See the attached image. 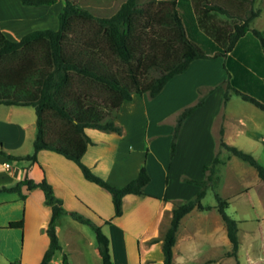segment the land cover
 <instances>
[{"label":"crops","instance_id":"0c3cea01","mask_svg":"<svg viewBox=\"0 0 264 264\" xmlns=\"http://www.w3.org/2000/svg\"><path fill=\"white\" fill-rule=\"evenodd\" d=\"M61 4L55 17L64 1ZM255 4L260 8L257 15L260 20L253 27L264 36V0H255ZM30 16L25 13L15 23L1 7L0 28L12 40H18L29 30L45 28L22 30V23L31 20ZM55 24L56 20H53V29L58 27V22ZM205 60L216 65L214 74L196 70L206 66ZM223 61L222 55L194 59L156 96L142 93L125 101L115 117L123 127L121 133L94 127L85 129L92 141L83 161L106 179L121 185L137 174L143 162L149 172L150 181L143 194L123 196L120 215L114 213L109 192L86 179L79 165L64 155L42 148L37 151L34 161L9 156L33 151L36 114L31 105L0 104V188L14 186L26 177L34 181L44 177L66 210L77 211L101 225L109 238L112 264H163L161 244L170 224L172 208L176 202L193 197L199 189L198 184L185 178L205 177L203 165L211 162L221 139L235 145L239 143L238 138L246 137L249 144L260 150L255 154L264 166V109L243 99L232 89L224 103L228 73ZM196 71L199 73L195 74ZM176 84L184 85L185 90L181 88L174 101L158 108L159 98L168 92L167 85ZM199 97H204V101L184 120L171 156L176 118L184 107L194 104ZM238 98L244 103L235 100ZM253 140L263 142L262 146ZM159 144L165 149V156L155 152ZM225 151L228 155L222 153L223 162L218 173L223 186L228 185L229 189L223 188L224 191L218 194L228 199L229 215L237 220L236 255L231 253L232 244L225 222L216 203H212L207 204L209 208L194 207L181 217L172 264H264V182L253 166L224 148ZM222 167L231 168L240 183L231 184L230 173L224 180ZM50 215L51 207L45 203L41 187L22 184L20 190L0 189V264H39L49 244L45 229ZM17 220L22 221L20 227L9 225ZM88 227L93 230L69 213L60 215L56 233L61 247L48 264H64V255L69 264H103L95 232L94 236L90 234Z\"/></svg>","mask_w":264,"mask_h":264},{"label":"trees","instance_id":"16d2710c","mask_svg":"<svg viewBox=\"0 0 264 264\" xmlns=\"http://www.w3.org/2000/svg\"><path fill=\"white\" fill-rule=\"evenodd\" d=\"M20 1L40 5L57 0ZM63 1L56 29L35 28L18 40H12L0 28V104L31 105L36 114L32 153L9 156L34 161L37 151L46 148L75 161L86 179L109 192L115 215L122 213L125 194L144 193L150 175L144 162L137 174L121 185L96 172L83 161L92 141L85 131L87 127L121 133L123 127L115 117L125 101L142 93L154 97L194 59L218 55L224 57L228 73L224 103L232 89L264 109V36L250 26L260 11L252 7L255 0H199L197 4L193 0H150L145 4L124 0L112 14L105 16L95 15L73 0ZM248 2L251 5L246 6ZM215 13L233 20L226 34V46L221 45L200 20V17ZM203 101L204 97H199L178 114L172 131L171 156L184 120ZM219 145L253 166L264 182V166L251 152L223 139ZM222 162L218 150L211 163L203 165V179L185 178L198 184L199 189L193 197L176 202L172 208L170 224L161 244L163 264H172L181 217L194 207H210L203 205L201 200L219 179ZM22 184L41 187L45 203L51 207L45 229L49 244L39 264H48L61 247L56 221L63 213L93 228L103 264H112L109 238L101 225L77 211L66 210L44 177L39 181L26 177L14 186L0 189L20 190ZM215 197V207L225 222L232 244L231 253L236 255L237 220L226 211L227 198L218 193ZM9 225L20 227L22 221H11ZM63 263L69 264L65 255Z\"/></svg>","mask_w":264,"mask_h":264},{"label":"rangeland","instance_id":"374dc122","mask_svg":"<svg viewBox=\"0 0 264 264\" xmlns=\"http://www.w3.org/2000/svg\"><path fill=\"white\" fill-rule=\"evenodd\" d=\"M73 1L76 2L78 5L89 9L95 15L105 16V15L112 14L120 6L122 1H124V0H73ZM148 1H150V0H138L139 4H145ZM193 1L195 4H197V2L199 0H193ZM0 3H1L0 9H1V7L5 8V13L9 14L12 17V19H14V21L18 20L19 18H22V16H25V13L31 15L30 17L32 19L31 20H25L21 25L22 30L27 31L28 29H31L33 27H50V28H52L53 20L54 21L56 20V24H57L58 17H57V15L55 17L54 14H55V11L57 9H59V4L63 3V0L58 5H51V4L50 5L49 4L29 5V4H23L20 0H5V2L3 1ZM249 5H251V3H249V2L246 3V6H249ZM255 5L256 4L254 1L252 7L255 8L256 7ZM246 14L247 13H245L244 15H246ZM200 20L202 21L205 29L213 37H215L221 43V45L226 46V44H227L226 43V34L231 29L233 20H231L230 18L226 17L223 14H217V13L207 15L204 17H200ZM259 20L260 19H257V16L254 17L252 19V21L250 22V26L251 27L256 26L258 24ZM15 23H17V22L15 21ZM205 62H206V66L198 67L196 70L203 69L201 71H203L204 73L214 74L216 65H214L213 62L211 63L210 61H207V60H205ZM156 73L157 72H153L152 74H156ZM198 73H199L198 71L195 72V74H198ZM183 83H185V82H183ZM171 88H172L173 94H172V91H170ZM181 88L183 90H185L186 87H184V85L180 86L177 84H176V86L175 85H167L166 91H168V92L163 94L159 98V101L161 103L158 106V108H162L161 105L169 102L170 100H171V102L174 101V99L176 97L175 95L177 94L178 90H182ZM174 90H175V92H174ZM180 98L181 97H179L178 99H180ZM188 99H191V98H187V100ZM235 100H237L238 102L244 103V101H242L240 98L235 99ZM167 120L169 121L170 118H168ZM256 140H258V139H256ZM237 141L239 142L238 144L242 145L243 147L239 146L238 144H235V145H237L238 147H240L246 151L251 152L255 157H256L255 153H260V150H258V148H255L252 144L248 143V140L246 137H243V140H242V137H240L237 139ZM255 144H257L259 147H261L263 142L256 141ZM160 145L161 144L158 145V150H155V152L158 153L159 156H165L164 155L165 149L162 148V146H160ZM249 149H252L255 152L250 151ZM218 150H220V156H222V153H223V156H224V154L228 155L226 151L224 152V148L221 147L220 145H218ZM202 154H204V153H201V155ZM204 156H206V155L204 154ZM244 164H246V163H244ZM221 172H222L221 176L224 177V180H225V176L230 173L231 175L229 174L228 178H229V180H231V184L240 183L237 181L238 178L234 177L231 168L222 167ZM246 179L251 180L252 178L247 177ZM227 186L225 185V187H224L222 180L218 179L215 183L214 188L209 187L207 189L205 196L201 200L202 203L205 205L216 203L215 194L216 193L220 194L221 191H224L223 188L228 190L229 188ZM226 211L228 214L230 213V209L228 206L226 207ZM88 230H90V234H92L94 236V231L91 228H89Z\"/></svg>","mask_w":264,"mask_h":264}]
</instances>
